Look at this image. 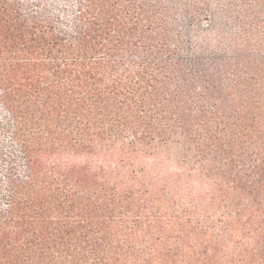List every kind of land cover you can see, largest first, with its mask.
Wrapping results in <instances>:
<instances>
[{
	"label": "trees",
	"instance_id": "1",
	"mask_svg": "<svg viewBox=\"0 0 264 264\" xmlns=\"http://www.w3.org/2000/svg\"><path fill=\"white\" fill-rule=\"evenodd\" d=\"M0 264H264V0H0Z\"/></svg>",
	"mask_w": 264,
	"mask_h": 264
},
{
	"label": "rangeland",
	"instance_id": "2",
	"mask_svg": "<svg viewBox=\"0 0 264 264\" xmlns=\"http://www.w3.org/2000/svg\"><path fill=\"white\" fill-rule=\"evenodd\" d=\"M142 165L146 166V167H149L150 165H152V162L149 161V160H144L141 162Z\"/></svg>",
	"mask_w": 264,
	"mask_h": 264
}]
</instances>
